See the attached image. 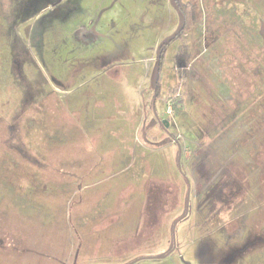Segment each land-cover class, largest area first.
<instances>
[{"label":"rangeland","instance_id":"rangeland-1","mask_svg":"<svg viewBox=\"0 0 264 264\" xmlns=\"http://www.w3.org/2000/svg\"><path fill=\"white\" fill-rule=\"evenodd\" d=\"M182 2L157 99L174 0H0V264H264V0Z\"/></svg>","mask_w":264,"mask_h":264},{"label":"trees","instance_id":"trees-1","mask_svg":"<svg viewBox=\"0 0 264 264\" xmlns=\"http://www.w3.org/2000/svg\"><path fill=\"white\" fill-rule=\"evenodd\" d=\"M174 5L175 7L177 8V10L179 11L180 15H181V19H182V24H181V28L178 32V34H176V36L174 38H172L168 43H165L162 47H161V50H160V54H159V61H158V64H159V77H158V80H157V85H156V95L155 97L157 99H159V94L161 92V70H162V66L165 62V57H166V54H167V50L168 48L171 46V44L181 38V36L186 33L187 31H189L193 26H194V14H193V9H191L190 5L188 4H184L182 2V0H174ZM183 86V85H181ZM179 88V87H178ZM177 89L174 90V92L172 93L171 97H174L176 96L177 94ZM173 98V101H174V110L175 112L178 110V103H175L177 102L176 99Z\"/></svg>","mask_w":264,"mask_h":264},{"label":"water","instance_id":"water-1","mask_svg":"<svg viewBox=\"0 0 264 264\" xmlns=\"http://www.w3.org/2000/svg\"><path fill=\"white\" fill-rule=\"evenodd\" d=\"M163 124L165 125L166 128H168L169 125H170V124H169V121H167V120H164V121H163Z\"/></svg>","mask_w":264,"mask_h":264}]
</instances>
